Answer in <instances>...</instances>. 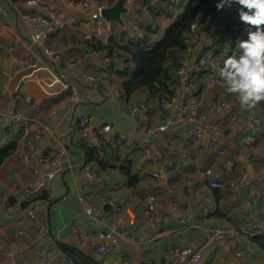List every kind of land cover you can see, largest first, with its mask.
I'll return each mask as SVG.
<instances>
[{
	"label": "crops",
	"instance_id": "obj_1",
	"mask_svg": "<svg viewBox=\"0 0 264 264\" xmlns=\"http://www.w3.org/2000/svg\"><path fill=\"white\" fill-rule=\"evenodd\" d=\"M43 1L48 9L27 6L23 0H0V150L15 146V152L0 166V264H39L42 260L48 264H67V258L75 264H180L178 252L186 247L202 248L199 264H264V238L242 244L234 235L211 242L206 240L207 234L215 228L227 230L264 222V139L258 148H247L243 138L249 131L239 121L247 113L259 117L257 109L242 107L237 97L225 91L223 84L206 89V76L201 80L197 77L200 69L196 51L184 62L187 71L193 72L194 85L189 88L185 78L176 74L171 93L160 99H153L142 90L130 97L123 94L113 82L115 72L124 66L121 60L114 62L110 74L119 95L108 85L88 83L83 74H94L101 67L100 53L87 44L81 49L75 44L90 32L86 16L91 9H83L76 0ZM96 1L107 8L117 0ZM150 1L125 2L128 12L122 15L124 25L110 23L115 39L123 43L136 39L137 31H143L150 19ZM187 1L153 2L155 7L174 4V16L166 19L163 14L155 13L158 30L150 37L151 42L164 37L165 30L183 12ZM50 8L65 24L57 36L47 41V46L55 52L51 68L57 72L65 70L67 82L76 84L80 100L75 104L69 100L68 93L46 97L34 80L26 81L17 93L21 78L16 70L30 50L31 33L21 16H45ZM239 26L242 35L237 44L246 39L245 27L242 23H238ZM203 43L210 45L211 41L204 38ZM237 51H240L238 45L231 56H236ZM227 52L228 48L224 49V57ZM62 60L65 65L60 69ZM72 63L75 65L69 67ZM5 73L11 78H6ZM199 82L203 84L202 89ZM17 95L18 108L32 120L30 136L35 150L28 161L24 160L29 153L18 138L17 128L6 127L14 111L13 98ZM172 96L180 101L185 97L201 100L200 127L213 142L212 150L197 154L189 127L179 121L178 104L168 107ZM140 103L149 105L152 123L171 120L166 132L155 138L143 132L141 117L128 115V109ZM52 110L56 111L53 119ZM84 115L94 120L91 133L103 124H111L133 142L132 146L118 142L102 147L98 154L87 155L76 131L77 120ZM43 126L50 130L45 131ZM211 126L216 131H212ZM155 144L163 146L161 178L157 182L146 174L149 166L145 149ZM59 146L75 155L72 167L51 182L50 195L35 191L44 174L42 168L48 170L49 153ZM220 151L223 154H219ZM85 166L97 175L96 179L87 180ZM120 166L129 167L132 178L123 175ZM207 169H212L221 179L222 189L211 188L200 176V172ZM244 174L245 184L239 186ZM184 186H187L185 193ZM243 187H253L260 192L258 203L251 201L248 191H242ZM148 195L156 198L153 221L144 213ZM22 196L26 199L19 203ZM81 197L100 208L95 223L84 212ZM110 201L129 208L133 218L129 220L125 216L128 237H118L117 243L100 260H95L89 248L101 241L108 226L120 217ZM33 208L38 222L27 215V210ZM75 228L86 230L90 236V245L84 250L75 246ZM237 252L240 255H236Z\"/></svg>",
	"mask_w": 264,
	"mask_h": 264
},
{
	"label": "built area",
	"instance_id": "obj_2",
	"mask_svg": "<svg viewBox=\"0 0 264 264\" xmlns=\"http://www.w3.org/2000/svg\"><path fill=\"white\" fill-rule=\"evenodd\" d=\"M12 1V0H9ZM81 4L83 9H91L90 13L86 16V21L90 26V32L84 34L83 40L75 44L76 48H83L87 42L95 40L99 46H105L111 35L112 29L109 22H107L101 15L104 6L97 2L96 0H76ZM155 0H151L149 5L153 4ZM24 4L30 7H47V3L43 0H23ZM131 0H126V4H129ZM147 7V6H146ZM231 10H236V6L233 5ZM22 21L30 27V50L28 51L26 57L19 61L16 74L20 76L21 80L29 77L35 71L40 69L48 70L53 76L52 79H40L34 80L37 85L41 88L46 97L52 98L59 96L64 93H68L69 100L75 104L79 99L78 88L76 84H71L66 80V71H55L51 68L53 62H55V52L52 51L47 46V41L57 36L64 28V22L57 17L51 10H48V13L43 15H32L24 14L21 16ZM200 16H198L193 24H196V27L193 28V24L190 27V34L187 36L185 42L188 45L187 53L192 54L194 52V46L199 41V24ZM155 25H151L150 29L153 30ZM145 34L143 31H137L136 39L143 40ZM99 53V52H98ZM223 54H214L213 52H206L198 56V66L200 70H207L209 72L206 75L205 88L210 89L218 84L217 73L218 68L223 65L224 61ZM99 62L101 67H99L94 74H83L84 79L90 84L101 83L103 85H108L111 90H114L117 95V92L114 88L113 82H111V62L104 53H100ZM75 64H69V67H73ZM6 78L10 79L9 73L4 74ZM177 75L185 78V81L189 85V88L192 87V77L193 72L187 71L186 67L181 68L177 71ZM56 84H59L60 87L56 90L50 92L45 89V87H52ZM19 93V92H17ZM19 96L17 95L13 98L14 111L11 114L9 120L6 123V127L9 129L17 128L18 138L23 141L27 147L28 153L24 156V160L28 161L32 156V153L35 150V142L30 136L32 120L29 117H26L18 108ZM177 103L179 107V121L184 125L189 127V133L195 141L196 152L201 154L204 150H212L214 144L212 141H209L206 136L205 129L200 127L201 122V108L202 102L197 98H188L185 97L183 100H179L176 96H172L168 103V107ZM56 115V111H51V118L53 119ZM128 115L130 117H135L139 115L141 117V125L143 132L149 138H155L157 135L162 134L168 130L171 125V120L168 118L162 124L152 123L151 109L147 103H140L139 105L131 106L128 109ZM247 130V134L243 138V144L247 148H258L260 144V139L264 132V124L260 117H257L251 113L243 115L239 119ZM94 120L90 116H81L77 120L76 131L78 132L81 140L89 148H100L105 146H110L114 143L122 142L126 146H132L133 142L117 131L111 124H103L95 133H91L90 127L93 125ZM45 131H49L48 126H43ZM212 131H216L215 127L211 126ZM163 146L155 144L152 148L145 149V154L148 162L149 169L146 172L147 176L151 178L154 182L159 181L161 178V156H162ZM223 154L222 151L218 152ZM75 158L73 153H70L66 147L59 146L53 149L49 153L48 158V170L43 174L42 179L35 186L34 190L37 192H46L49 194V187L51 182L62 174L65 170L72 167V161ZM85 175L88 181L94 180L97 178V175L90 169L89 166H85ZM200 176L208 181L209 186L213 189H222L224 184L221 179L215 174L212 169H207L200 172ZM246 181V174H244L239 181V186H244ZM248 187V186H247ZM248 193L251 196V201L253 203H258V196L260 192L255 188H248ZM26 197L22 196L18 199L19 203L25 201ZM80 201L83 205L84 212L89 217L92 223L97 221V216L100 213V208L93 204L88 199L81 197ZM156 198L154 195H148L145 199V208L144 213L149 217V220L153 221ZM115 212L120 214V217L112 222L107 229V233L102 237L93 248H89L90 255L95 260H100L111 247H113L118 240V237L127 238L128 230L125 227V218L128 217L131 220L132 214L131 210L127 207H121L116 205L113 201L109 202ZM27 215L34 222H38L36 216V210L29 209L27 210ZM126 216V217H125ZM225 235H234L236 236L240 244L251 242V239L257 236H264V222L251 224L249 226H239L232 227L227 230H222L220 228H215L207 234V242L217 240L224 237ZM75 246L79 250H84L88 247L90 242V236L88 232L82 228H75L73 231ZM180 264H199L202 258V248L192 249L190 247L182 248L178 252ZM240 255V253H236ZM39 264H48L46 260H42ZM67 264H75L71 258H67Z\"/></svg>",
	"mask_w": 264,
	"mask_h": 264
},
{
	"label": "trees",
	"instance_id": "obj_3",
	"mask_svg": "<svg viewBox=\"0 0 264 264\" xmlns=\"http://www.w3.org/2000/svg\"><path fill=\"white\" fill-rule=\"evenodd\" d=\"M219 0H188L183 12L176 18L166 30L164 37L156 42H151V36L158 30L154 17L163 14L166 19L174 16L172 3H167L163 7H155L150 5L149 21L143 32L145 37L143 40L132 39L123 43L115 39L111 35L105 46H99L95 40L87 42V45L99 53H104L106 57L112 61L121 60L123 68L115 72L113 82L119 86L123 94L130 97L137 91L142 90L148 92L153 99H160L171 93V87L175 84L177 71L185 67V59L191 55L187 53L188 45L185 42L190 34V27L195 19L200 16L199 24V41L193 45L197 56L208 51L214 54H223L224 49L228 48L226 57L231 56L232 50L238 45V37L242 35L238 18L237 6L236 10L224 8L217 10ZM147 2L145 3V5ZM202 12V16L200 15ZM156 13V14H155ZM151 25H155L151 30ZM242 26H244L242 24ZM245 27V26H244ZM246 32V30H245ZM204 38L211 41V44L203 43ZM240 52V51H239ZM237 51V55H239ZM224 56V55H223ZM198 62V61H197ZM200 69V68H199ZM209 69L199 70L198 79L201 80L207 75ZM218 84H223L217 73ZM194 85V80H191ZM200 89L203 88L202 82H199ZM257 115L264 120V102L256 107ZM264 124V121H263ZM263 135L259 140L262 142ZM82 148L87 155L98 154L100 148H89L82 141ZM15 152V146H9L0 150V166L2 163ZM120 172L130 176L129 167L120 166ZM132 178V177H131ZM264 236H257L251 239V242L263 239Z\"/></svg>",
	"mask_w": 264,
	"mask_h": 264
},
{
	"label": "clouds",
	"instance_id": "obj_4",
	"mask_svg": "<svg viewBox=\"0 0 264 264\" xmlns=\"http://www.w3.org/2000/svg\"><path fill=\"white\" fill-rule=\"evenodd\" d=\"M233 5L245 26L246 39L238 41V56L224 59L218 76L229 95L252 109L264 102V0H219L216 7L223 10Z\"/></svg>",
	"mask_w": 264,
	"mask_h": 264
},
{
	"label": "water",
	"instance_id": "obj_5",
	"mask_svg": "<svg viewBox=\"0 0 264 264\" xmlns=\"http://www.w3.org/2000/svg\"><path fill=\"white\" fill-rule=\"evenodd\" d=\"M126 0H117L111 7L104 8L101 12L102 17L109 23L115 22L119 24L120 26H123V18L122 15L126 14L128 12L127 7L125 6ZM56 56H59L61 58L60 54H56ZM64 60H62L61 65L59 66L60 69L64 68ZM115 66L114 62H111V67L113 68ZM53 76L51 73L46 70V69H40L38 71L33 72L32 74L29 75V77L23 79L20 81L19 87L17 89V92H20L21 88L24 86L25 82L28 80H40V79H52ZM60 85L56 84L52 87H45L47 91H54L57 88H59ZM177 113L179 112V107L177 106L176 108ZM45 160V157H44ZM45 162V161H43ZM47 169L42 168V172L45 173ZM242 191L247 193L248 189L247 187H243ZM183 192H187V186L183 187Z\"/></svg>",
	"mask_w": 264,
	"mask_h": 264
},
{
	"label": "rangeland",
	"instance_id": "obj_6",
	"mask_svg": "<svg viewBox=\"0 0 264 264\" xmlns=\"http://www.w3.org/2000/svg\"><path fill=\"white\" fill-rule=\"evenodd\" d=\"M181 13V12H180ZM179 15V14H178Z\"/></svg>",
	"mask_w": 264,
	"mask_h": 264
}]
</instances>
